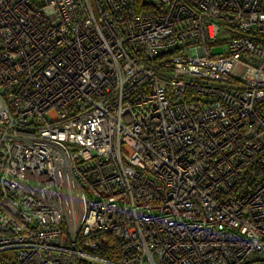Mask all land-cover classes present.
<instances>
[{
	"label": "built area",
	"instance_id": "obj_1",
	"mask_svg": "<svg viewBox=\"0 0 264 264\" xmlns=\"http://www.w3.org/2000/svg\"><path fill=\"white\" fill-rule=\"evenodd\" d=\"M137 1L0 0V252L264 264V0Z\"/></svg>",
	"mask_w": 264,
	"mask_h": 264
},
{
	"label": "trees",
	"instance_id": "obj_2",
	"mask_svg": "<svg viewBox=\"0 0 264 264\" xmlns=\"http://www.w3.org/2000/svg\"><path fill=\"white\" fill-rule=\"evenodd\" d=\"M140 6V0L137 1ZM114 245H106L102 246L101 249H99L97 252L101 255L107 256V257H115L114 256ZM14 255L11 251H2L0 252V264H11L13 262Z\"/></svg>",
	"mask_w": 264,
	"mask_h": 264
}]
</instances>
